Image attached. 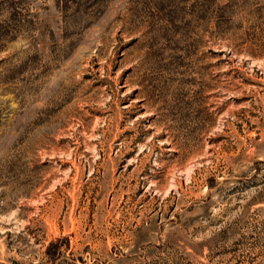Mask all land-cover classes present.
I'll use <instances>...</instances> for the list:
<instances>
[{
    "label": "rangeland",
    "instance_id": "obj_1",
    "mask_svg": "<svg viewBox=\"0 0 264 264\" xmlns=\"http://www.w3.org/2000/svg\"><path fill=\"white\" fill-rule=\"evenodd\" d=\"M0 2V264H264V0Z\"/></svg>",
    "mask_w": 264,
    "mask_h": 264
},
{
    "label": "trees",
    "instance_id": "obj_2",
    "mask_svg": "<svg viewBox=\"0 0 264 264\" xmlns=\"http://www.w3.org/2000/svg\"><path fill=\"white\" fill-rule=\"evenodd\" d=\"M2 2H0V7H1ZM11 22L9 24H5V22H1L0 21V48H1V43L5 40V39H10L12 38L15 29L11 26ZM57 243H50V245L47 247V256H51V248L52 247H56Z\"/></svg>",
    "mask_w": 264,
    "mask_h": 264
}]
</instances>
